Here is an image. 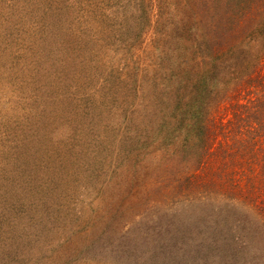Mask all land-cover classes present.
<instances>
[{"label": "trees", "instance_id": "1", "mask_svg": "<svg viewBox=\"0 0 264 264\" xmlns=\"http://www.w3.org/2000/svg\"><path fill=\"white\" fill-rule=\"evenodd\" d=\"M168 1L61 0L66 18L55 34L48 26L51 48L85 56L83 65L127 26L132 47L152 28L155 8L159 17L174 10ZM191 2L179 9L176 32L158 36L161 63L144 88L133 73L124 94L139 101L131 111L146 114L143 138L173 151L170 190L122 197L112 211L102 204L98 218H109L79 250L70 239L78 230L62 238L46 205L35 215L25 205L2 247L53 248L58 264H264V0Z\"/></svg>", "mask_w": 264, "mask_h": 264}, {"label": "rangeland", "instance_id": "2", "mask_svg": "<svg viewBox=\"0 0 264 264\" xmlns=\"http://www.w3.org/2000/svg\"><path fill=\"white\" fill-rule=\"evenodd\" d=\"M60 2L0 0V264H58L50 258L53 248L1 246L11 240L4 230L27 208L35 215L37 204L46 205L50 216L62 221V238L78 230L81 236L70 239L79 250L107 220V213L98 218L102 204L112 211L122 197L168 192L174 178L172 149L143 138L138 127L146 114L131 111L129 104L139 101L124 94L127 86L131 91L133 73L141 84L152 76L150 70L161 63L158 36L175 33L181 6L195 8L198 1L169 0L175 11L170 7L172 15L159 17L155 8L142 42L130 47L133 33L127 26L83 65L85 56L75 59L51 48L47 28L55 34L66 18ZM123 81L126 87L116 91ZM131 180L136 185L130 187Z\"/></svg>", "mask_w": 264, "mask_h": 264}]
</instances>
